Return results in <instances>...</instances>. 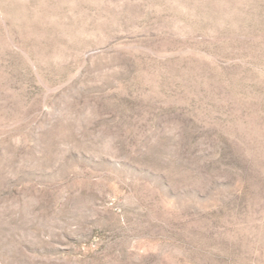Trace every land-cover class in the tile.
Returning <instances> with one entry per match:
<instances>
[{"label":"rangeland","instance_id":"rangeland-1","mask_svg":"<svg viewBox=\"0 0 264 264\" xmlns=\"http://www.w3.org/2000/svg\"><path fill=\"white\" fill-rule=\"evenodd\" d=\"M0 264H264V0H0Z\"/></svg>","mask_w":264,"mask_h":264}]
</instances>
